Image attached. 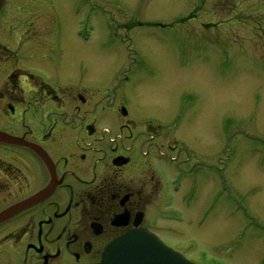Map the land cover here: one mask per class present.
<instances>
[{
    "label": "flooded vegetation",
    "instance_id": "flooded-vegetation-1",
    "mask_svg": "<svg viewBox=\"0 0 264 264\" xmlns=\"http://www.w3.org/2000/svg\"><path fill=\"white\" fill-rule=\"evenodd\" d=\"M25 1L7 0L0 12V213L49 195L0 223V264H102L106 248L137 229L166 243L183 181L194 197L204 195L200 178L214 183V148L191 149L181 107L170 120L143 112L130 75L104 81L72 69L61 23ZM220 162L226 171V153Z\"/></svg>",
    "mask_w": 264,
    "mask_h": 264
},
{
    "label": "rangeland",
    "instance_id": "rangeland-1",
    "mask_svg": "<svg viewBox=\"0 0 264 264\" xmlns=\"http://www.w3.org/2000/svg\"><path fill=\"white\" fill-rule=\"evenodd\" d=\"M29 1L61 23L72 69L85 66L104 81L130 75L143 112L170 120L181 107L191 149L214 148V183L200 178L204 195L194 197L183 181L166 243L192 261L206 254L263 264L264 0ZM109 123L104 128L116 132Z\"/></svg>",
    "mask_w": 264,
    "mask_h": 264
},
{
    "label": "water",
    "instance_id": "water-1",
    "mask_svg": "<svg viewBox=\"0 0 264 264\" xmlns=\"http://www.w3.org/2000/svg\"><path fill=\"white\" fill-rule=\"evenodd\" d=\"M6 0H0V11ZM48 191L21 202L0 213V223L35 206L48 197ZM102 264H195L183 254L168 247L156 234L138 229L116 239L105 250Z\"/></svg>",
    "mask_w": 264,
    "mask_h": 264
}]
</instances>
